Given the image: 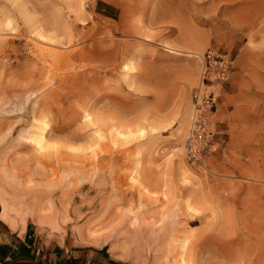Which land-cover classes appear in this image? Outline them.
Returning a JSON list of instances; mask_svg holds the SVG:
<instances>
[{"label": "rangeland", "instance_id": "374dc122", "mask_svg": "<svg viewBox=\"0 0 264 264\" xmlns=\"http://www.w3.org/2000/svg\"><path fill=\"white\" fill-rule=\"evenodd\" d=\"M208 50L233 68L194 165ZM0 221L129 264H264V0H0Z\"/></svg>", "mask_w": 264, "mask_h": 264}, {"label": "built area", "instance_id": "2783aa9c", "mask_svg": "<svg viewBox=\"0 0 264 264\" xmlns=\"http://www.w3.org/2000/svg\"><path fill=\"white\" fill-rule=\"evenodd\" d=\"M193 56L199 66V80L191 94L184 154L189 163L199 165L213 146V125L218 108L216 90L229 83L233 61L229 55L215 50Z\"/></svg>", "mask_w": 264, "mask_h": 264}, {"label": "crops", "instance_id": "0c3cea01", "mask_svg": "<svg viewBox=\"0 0 264 264\" xmlns=\"http://www.w3.org/2000/svg\"><path fill=\"white\" fill-rule=\"evenodd\" d=\"M223 101L219 100V104ZM3 225L6 224L0 221V264H129L113 257L105 245L49 244L40 237L33 222L15 231L5 230Z\"/></svg>", "mask_w": 264, "mask_h": 264}, {"label": "bare ground", "instance_id": "6f19581e", "mask_svg": "<svg viewBox=\"0 0 264 264\" xmlns=\"http://www.w3.org/2000/svg\"><path fill=\"white\" fill-rule=\"evenodd\" d=\"M42 141H43V133L41 131L40 134L38 135V139H37L36 143L40 144Z\"/></svg>", "mask_w": 264, "mask_h": 264}]
</instances>
